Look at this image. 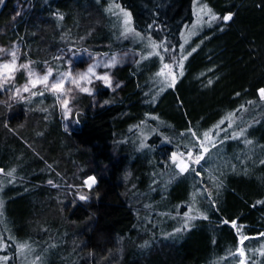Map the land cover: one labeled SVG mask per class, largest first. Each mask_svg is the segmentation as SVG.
<instances>
[{
    "label": "trees",
    "instance_id": "trees-1",
    "mask_svg": "<svg viewBox=\"0 0 264 264\" xmlns=\"http://www.w3.org/2000/svg\"><path fill=\"white\" fill-rule=\"evenodd\" d=\"M1 28L38 68L136 59L74 93L70 129L52 95L11 99L22 72L0 87V264H264V0H5Z\"/></svg>",
    "mask_w": 264,
    "mask_h": 264
},
{
    "label": "rangeland",
    "instance_id": "rangeland-1",
    "mask_svg": "<svg viewBox=\"0 0 264 264\" xmlns=\"http://www.w3.org/2000/svg\"><path fill=\"white\" fill-rule=\"evenodd\" d=\"M23 3L24 2L22 1H16L17 10L22 15L30 5V2H25L24 5ZM2 5H0V9ZM0 30H2V32L4 31L2 28ZM21 49L22 45L17 40L12 41L7 45H0V50H3L0 51V87L7 93L8 86L13 81L14 76L18 72H22L23 82L13 87L11 91V99L15 102H24L30 101L37 94L43 95V93H47L52 95L55 100L62 105L60 114L63 126L66 129H70V127L73 126L71 120H69L71 112L68 103L74 96V93L82 92L93 95L98 91V88L96 87L97 84L109 88L118 87L119 82L113 76L112 72L130 65L136 59L135 51L129 48L114 50L112 52H85V50L73 51L71 48H67L65 49V52L63 51L60 55V58H64L63 55H66V59L64 58L63 61V67L56 70L47 63L43 64L40 68L34 67L30 60L23 59ZM13 51L16 53L14 65L12 64L13 57L11 55ZM113 57L117 59L115 64H112ZM5 64L9 65L8 70L3 67ZM21 65H27L28 67L23 68ZM89 67H94L95 74L88 73L86 79L79 80L78 83H72V80L76 78L77 74L87 73ZM49 72H51L48 81L49 85L59 81L62 77L64 78V83L60 91H54L50 86H46L44 83L40 82V78L47 75ZM69 73H71V75H67ZM105 75L108 77L110 84H106L102 78H97L98 76L103 77ZM170 75L172 76V73H170ZM25 87L28 88V91H24ZM82 89H87V91H83ZM65 101H67L66 106L64 103ZM182 161L184 163H182ZM189 161H191V159L187 154L186 158H178L176 160V165L180 164L181 166H184L186 163L189 166ZM86 187H88L87 184Z\"/></svg>",
    "mask_w": 264,
    "mask_h": 264
},
{
    "label": "snow or ice",
    "instance_id": "snow-or-ice-1",
    "mask_svg": "<svg viewBox=\"0 0 264 264\" xmlns=\"http://www.w3.org/2000/svg\"><path fill=\"white\" fill-rule=\"evenodd\" d=\"M3 3H4V0H0V5H2ZM202 11H204V14H205V15H210L212 21H215V20L218 19L214 14H211V13H210V10H204V9H202ZM125 16L128 17V14L125 13ZM231 18H232L231 15H227V16L222 17V19H223L224 21H229V20H231ZM198 22H199V19H198ZM205 22H208V21H205ZM125 24H130V17H128V19L125 20ZM131 31H132V29H131L130 27H129V28H126V32H131ZM137 35H139V34L137 33ZM154 47L159 48V47H162V45L155 44ZM165 50L168 51V49H165ZM0 51H3V50H0ZM172 51H175V50L173 49ZM193 51H195V49H193ZM157 54H158V53H157ZM190 54H191V53H189V55H190ZM11 55H12V57H13L12 64L14 65V64H15V60H16V53H15V51H13V52L11 53ZM184 58L186 59L187 57L185 56ZM116 62H117V59H116L115 57H113V58H112V64H115ZM108 66H110V65H108ZM3 67H4V69H6V70L9 69V65H8V64L3 65ZM21 67H23V68H27L28 66H27V65H21ZM168 67H169V64H168V63H165V64H164V68L167 69ZM180 67H182V64L180 65ZM11 70H14V69H11ZM88 73L95 74V73H94V67H89V68L87 69V73H79V74H77L76 78L72 80V83H78L79 80L86 79ZM67 75H71V73H69V74H67ZM49 76H51V72H49L47 75L41 77V78H40V82H41V83H44L46 86H50V88H51L52 90H54V91H60V89H61V87L63 86V83H64V78L62 77L59 81L54 82V83H51V84L49 85V84H48ZM97 78H98V79L102 78V79H104V81H105L106 84H110V81L108 80V77H107L106 75L103 76V77H99V76H98ZM174 83H175V75H173V78H172V84L174 85ZM169 86H172V85H169ZM82 90H83V91H87V89H82ZM24 91H28V88L25 87ZM34 94H35V93H34ZM260 96H261V99H264V89H261V90H260ZM64 103H65V106H66V105H67V101H65ZM228 119H231V117H229ZM223 123H224V121H221V122H220V124H223ZM217 128H219V125H217ZM221 130H223V129H221ZM193 135L195 136L196 134L193 133ZM241 135H242V133H241ZM204 136H205V137H209V133H208V132H205V133H204ZM197 139H198V138H197ZM198 142L201 143V146H202V148H203V142H202V141H198ZM248 143H251V141H248ZM141 147H142V148H143V147H146V145H144V144L142 143V144H141ZM204 151H206V149H204ZM188 157L191 159V161H192L193 163H195V164H197V165H199V164H200V161L204 159V156H203V155H200V154L194 153V152H192V151H190V152L188 153ZM172 159H173V162L175 163V160H176V155H175V154H173ZM182 163H184V162L182 161ZM176 166L180 169V172H181V173L189 172V171H196V169H194V168H190L186 163L184 164V166H181L180 164H177ZM13 172H14V170H13ZM13 172H8V173H7V176H12ZM49 183H52V182L49 181ZM94 183H95V180H94V178H92V177H89V178L85 181V184H87V186H88L89 188H91V186H92ZM53 187H55L54 184H53ZM80 199H81V200H85V199H87V196H86V195H81V196H80ZM262 203H264V202H262ZM192 218H193V217H189V219H192ZM225 223H228V221H225ZM186 227H187V225H186ZM233 227H238V226L233 222ZM178 231H179V230H178ZM246 238H247V237H243V236L241 237V244H243V241H244V239H246ZM27 247H28V245H26V244H20V245H19V248H20L21 252H23L24 249L27 248ZM241 254H243V253H241ZM241 264H243V262H241Z\"/></svg>",
    "mask_w": 264,
    "mask_h": 264
},
{
    "label": "bare ground",
    "instance_id": "bare-ground-1",
    "mask_svg": "<svg viewBox=\"0 0 264 264\" xmlns=\"http://www.w3.org/2000/svg\"><path fill=\"white\" fill-rule=\"evenodd\" d=\"M31 9V4L29 5V7L25 10L26 12Z\"/></svg>",
    "mask_w": 264,
    "mask_h": 264
}]
</instances>
